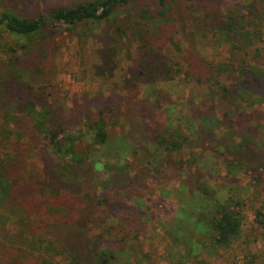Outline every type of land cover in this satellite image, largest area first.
<instances>
[{
    "label": "trees",
    "instance_id": "trees-1",
    "mask_svg": "<svg viewBox=\"0 0 264 264\" xmlns=\"http://www.w3.org/2000/svg\"><path fill=\"white\" fill-rule=\"evenodd\" d=\"M136 1L81 0L72 5L54 6L47 13L40 12L30 17L18 15L15 9L0 10V34L9 33L15 43L2 40L0 35V56L9 57L0 61V67L2 71L10 68L8 72L12 77L11 87L15 88L29 71L38 76L44 73L45 62L57 49L53 47V42L56 34L54 30L58 26L72 27L85 22H106L115 18L117 9L128 7ZM144 1L153 2L155 13L148 9L136 13L137 11L133 12V8H130L117 22L113 19V27L104 37L108 42L115 43V47L105 46L106 49L101 53L104 66L99 65L97 68L104 69L108 76L111 74L113 65L104 67L113 62L119 47H123L122 39H125V47H131L134 42L137 44L134 48L139 58L127 69L120 85H114L112 90L123 92L126 98L134 99L139 84L153 87L158 82L173 81L179 76L178 65L186 51L188 52V48H182L181 41L172 35L176 30L169 12L177 2L183 6L180 11L185 16L182 20L184 23L192 22L204 27L206 31L214 30V35L219 37L225 34L230 46L228 58L216 64L198 59L193 62L192 59L182 71L186 78H193V67H196L195 72L199 74L194 75L195 79L209 84L210 92L216 100L225 103L219 105V118L216 115L212 117L213 110L211 115H204V119L195 125V110L189 112L184 124L186 133L179 139H174L175 136L169 129L166 133L161 132L162 126H159L152 105H146L138 114L142 120V133L151 142L152 149L162 154L175 169H183L185 159L181 151L185 147L190 150L198 149L199 156H194L189 163V168L195 167L200 155L207 149L206 141L212 145L209 147L212 153L224 154L226 166L232 169L234 163L225 155L238 152L240 164L237 168L243 169L246 172L243 174L251 178L249 187L261 201L258 209L254 211L255 218L259 226H264V138H259L261 134L264 135V119L253 108L248 110L246 106L236 105L230 94V88L234 85L239 91H250L263 103V66L256 59L249 62L239 52L241 46L247 47V43L224 27L227 22L238 23L231 13L220 12L215 3L209 0H197L194 5L185 4L182 0ZM254 16L259 20L257 12ZM160 22L169 27L161 26ZM253 25L257 30L256 22ZM255 29V33H252L254 37L256 33L260 34ZM166 42H169L178 59L165 47ZM6 65L10 67L3 69ZM104 70L100 74L106 73ZM223 74L227 80H231L228 85L220 82ZM2 84L0 82V91ZM34 89L37 90L33 91ZM19 90L23 101L15 96L17 94L13 89L10 93H0V153L13 138L17 143L26 138L29 146L31 144V150L36 147L45 153V177L32 170H27L28 173L14 170L16 165L10 164L14 153H3L4 157L0 156V222L3 224L0 227V264H119L123 254H126L125 247H119L114 241H110L104 226L115 223L112 218L132 220L129 212H119L124 211L125 206L120 203L118 208L113 194L116 193L122 198V195L128 193L126 190L117 192L113 189L117 180H122L119 183L122 187L128 181V175L125 169H119L117 165L119 173H98L99 161L95 158L96 152L93 148V141L97 140L100 145L106 144L112 134L109 126L112 125L113 100L108 96L97 95L75 99L73 122L76 123H68L64 120L66 112L57 111L49 104L45 87L19 86ZM85 118L90 122L76 127ZM153 128H160V134L164 132L167 139L172 140L151 138L150 131ZM215 131L221 132V135L218 137ZM235 134L239 139H235ZM185 175V185L193 195L192 202L203 203L197 204V207L206 212L194 209L200 212L193 219L194 213L181 206V216L194 220L195 228L199 229L204 224L202 228L206 231L200 234L201 238L198 240L202 250L226 246L233 238L243 236V223L246 218L243 213L244 199L226 191L210 189L208 183L216 184L219 180H215L212 175H205L201 182L193 173ZM49 191H52V195ZM56 194L61 195L62 200ZM102 207L110 214L107 224L103 219L92 217ZM90 220L96 233L100 234L99 243L94 239L88 241L82 238V231ZM10 221L13 225L12 231L6 229V223ZM194 231L193 229V234H196ZM260 240L264 248V233L260 234Z\"/></svg>",
    "mask_w": 264,
    "mask_h": 264
},
{
    "label": "rangeland",
    "instance_id": "rangeland-1",
    "mask_svg": "<svg viewBox=\"0 0 264 264\" xmlns=\"http://www.w3.org/2000/svg\"><path fill=\"white\" fill-rule=\"evenodd\" d=\"M78 1L81 0H0V10L15 9L19 13L18 15L23 14L21 16L30 17L40 12L47 13L54 6L72 5ZM182 2L194 5L197 0H182ZM209 2L215 3L223 14L231 13L230 15L235 18L238 24L227 22L224 27L247 43V47L241 46L239 49L244 58L249 62L256 59L264 69V0H209ZM173 6L174 8L170 10L169 14L176 31L172 35L181 41L182 48H188V52L186 51L185 56L181 59V64L178 65L179 76L175 77L173 81L158 82L153 87L143 83L139 84L134 99L126 98L123 92L112 90L114 85H120L127 74V69L133 66L139 58L134 48L137 44L134 42L131 47H125V39H122L123 47H119L113 62L104 67L112 64L111 74L108 76V72L104 69L106 73L100 74L103 70L97 68L99 65L104 66L101 53L106 49L105 46L115 47V43L108 42L104 37L110 33L113 19L117 22L126 11L131 10L130 8H133V12L137 11L136 13L142 9H148L151 13H155L156 7L153 2L137 0L128 7L117 9L114 14L115 18H110L106 22H85L72 27L58 26L54 30L56 34L53 42V47H57V49L45 62L44 73L38 76L29 71L13 88L11 87L12 77L8 72L10 68L5 69L10 66H3L5 69L3 71L0 67V82L3 83L0 93H10L13 92V89L17 94L15 96L23 101V98L20 97L22 95L19 94V86L37 87L42 85L46 88L45 92L48 93L49 104L57 111L64 110V113L66 112L64 120L68 123L74 121L75 99L92 98L93 95H97L108 96L113 100L111 103V108H113L112 125L109 126L112 134L108 137L106 144L100 145L97 140L93 141V148L96 152L95 158L99 161L98 173H103V175L119 173L116 165L119 169L126 170L128 181L120 187L119 183L122 180H117L116 187L113 184V189L117 192L126 190L128 193L122 195V198L116 193L113 194L116 197L115 203L118 208L121 206L120 203L125 206V210H119V212L123 214L129 212L132 220L112 218L115 223H112L113 226H108L110 214L104 207L97 210L92 217L97 220L103 219L107 224L104 227L110 241H114L119 247H125L127 255L123 254V259L119 264H264V248L260 240V234L264 233V226L258 225L254 213L261 201L249 187L250 176L243 174L246 173L243 169L238 170L237 168V165L240 164L238 152L225 153L228 154L225 156L229 158V161L234 163V169H232L226 166L224 154L212 153L209 148L212 145L206 141L207 149L203 155H200V160H197V168L196 166L189 168L190 161L194 156H199V151L185 147L181 151L185 164L182 170H178L170 161L167 163L162 154L156 153L152 149L151 142L142 133V120L138 111L146 105L154 107L159 126H162L160 127L161 132L165 131L166 133V130L169 129L175 136L174 139H179L186 133L184 124L189 112L195 110V125L204 119V115H209L213 110L212 117L215 115L220 117L219 105L223 102H218L212 95L209 84L195 79L194 75L199 74V72H195L196 67H193V78L190 76L186 78L182 71L186 66L188 67L192 59L193 62L198 59L216 64L228 58L230 46L225 39L226 35L222 33L223 37H219L214 35V30L206 31L204 27L194 25L192 22L184 23L182 20L185 16L180 11L183 8L182 4L177 2ZM255 12L259 14V20L255 19ZM255 22L260 34L256 33L254 37L252 33H255V28H253ZM160 25L162 26L164 23L160 22ZM257 30L255 29L256 32ZM166 32L169 34L168 31ZM0 35L2 40L9 43L12 41L9 33L2 32ZM12 43L15 44L13 41ZM165 47L178 59V55L173 51L169 42H166ZM257 50H259L258 53ZM8 58L0 56V61H5ZM230 81L224 74L220 77V82L223 84L228 85ZM230 91L236 105L246 106L248 110L253 108L256 113L260 114L261 119H264V102L262 103L258 96L250 91H239L234 85ZM88 122H90L89 119L85 118L76 127H82ZM193 127L196 128L194 123ZM160 128H153L150 131V137L172 140V138L167 139L164 132L160 134ZM216 135L219 137L221 132H216ZM261 137L264 138V135L261 134L259 138ZM235 139H239L236 134ZM195 143L197 144V142ZM30 146L26 138L21 139L18 143L13 138L7 144L6 149H2L0 156L2 157L3 153H14L15 156H11L10 162L11 166L16 165L14 170L23 171L21 173H28L27 170H32L42 177L45 153L36 147L31 150ZM176 157L174 156V158ZM54 159L56 158L54 157ZM89 161L91 162V159ZM88 169H90V165ZM94 171L97 173L96 170ZM185 173H193L200 179V182L203 181L202 178L205 175H212L215 180H219L216 184L209 182L210 189L226 191L244 199L243 213L246 218L243 223V236L238 239L233 238L226 246L202 250L198 240L201 238L200 234L206 231L205 228H202L204 224L199 229L195 228L194 220L191 221L181 216L183 213L181 212L183 210L180 211L181 206L194 213L193 219L197 218L196 214L200 212L199 210L203 211L197 207V204L202 205L203 203L192 202L193 195L185 185ZM70 180L71 178L68 179L69 182ZM98 189H100V184ZM48 193L52 195V191ZM56 196L60 199L62 197L58 194ZM262 211L264 212V209ZM2 225L0 222V227ZM6 229L12 231L11 221L6 223ZM193 229L196 234H193ZM82 232V238L85 240L94 239L97 240V243L101 240L100 234L96 233L91 220Z\"/></svg>",
    "mask_w": 264,
    "mask_h": 264
}]
</instances>
